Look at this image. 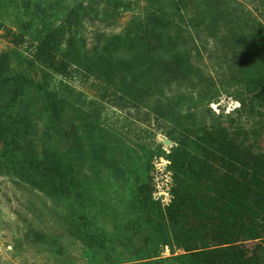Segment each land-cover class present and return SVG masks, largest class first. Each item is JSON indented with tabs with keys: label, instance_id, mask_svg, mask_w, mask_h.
I'll return each instance as SVG.
<instances>
[{
	"label": "rangeland",
	"instance_id": "1",
	"mask_svg": "<svg viewBox=\"0 0 264 264\" xmlns=\"http://www.w3.org/2000/svg\"><path fill=\"white\" fill-rule=\"evenodd\" d=\"M0 264H264V0H0Z\"/></svg>",
	"mask_w": 264,
	"mask_h": 264
},
{
	"label": "trees",
	"instance_id": "2",
	"mask_svg": "<svg viewBox=\"0 0 264 264\" xmlns=\"http://www.w3.org/2000/svg\"><path fill=\"white\" fill-rule=\"evenodd\" d=\"M1 65H3V61H2V59H0V67H2Z\"/></svg>",
	"mask_w": 264,
	"mask_h": 264
}]
</instances>
